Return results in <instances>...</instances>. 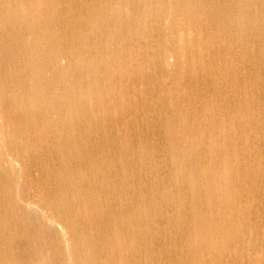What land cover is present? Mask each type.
Returning <instances> with one entry per match:
<instances>
[{
  "label": "bare ground",
  "instance_id": "bare-ground-1",
  "mask_svg": "<svg viewBox=\"0 0 264 264\" xmlns=\"http://www.w3.org/2000/svg\"><path fill=\"white\" fill-rule=\"evenodd\" d=\"M0 264H264V0H0Z\"/></svg>",
  "mask_w": 264,
  "mask_h": 264
}]
</instances>
